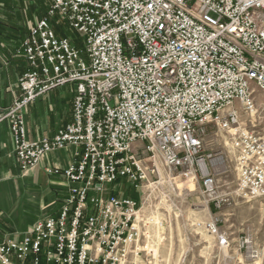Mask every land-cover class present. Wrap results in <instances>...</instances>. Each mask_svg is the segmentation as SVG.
Listing matches in <instances>:
<instances>
[{
  "label": "built area",
  "instance_id": "1",
  "mask_svg": "<svg viewBox=\"0 0 264 264\" xmlns=\"http://www.w3.org/2000/svg\"><path fill=\"white\" fill-rule=\"evenodd\" d=\"M49 2L21 45L28 70L20 96L0 108V124H9L23 177L73 148L67 168H46L70 187L57 214L5 238L0 264H167L169 219L161 206L178 209L182 200L210 215L193 225L197 231L258 261L252 242L232 239L225 227L232 202L207 136L214 129L226 135L237 196L264 198L256 98L264 96V0ZM56 18L81 37L82 48L57 37ZM69 85L72 122L52 138L29 141L25 109Z\"/></svg>",
  "mask_w": 264,
  "mask_h": 264
},
{
  "label": "rangeland",
  "instance_id": "2",
  "mask_svg": "<svg viewBox=\"0 0 264 264\" xmlns=\"http://www.w3.org/2000/svg\"><path fill=\"white\" fill-rule=\"evenodd\" d=\"M49 8V0H1L0 28L3 29H0V33H4L7 38L13 36L14 33L18 34L19 31H14L13 27L20 28L23 34L28 33L37 22L48 15ZM54 21L58 24H66L58 18ZM64 27L66 38L73 43L80 44L78 47L82 48L83 40L81 37L69 25L66 24ZM72 88L69 85L55 89L39 98L37 102L58 97L63 93V90L64 100H69V95L66 92L68 93L69 90L73 91ZM17 89L20 90L19 82L17 83ZM15 94H17V91ZM19 96L20 93L15 96V100ZM256 98L258 106L263 109L262 118L259 119V130L264 131V96L258 92ZM15 100H8V102L6 100L7 104L4 106L0 105V108L10 107ZM34 103L30 106H33ZM27 110L28 107L24 111L25 115H27ZM248 119V115L242 117L248 128H251V124L247 121ZM207 142L209 143L207 154H212L222 161L223 171L219 175L218 181L221 191L228 194L232 202V205L226 207L223 212L227 219L225 227L234 240L248 238L252 242V247L260 252L261 257L258 261H253L249 259L247 249L240 251L236 246L227 250L217 247L212 238L205 233L197 231L193 226L198 221L209 219L210 215L208 212H194L184 200L177 202L178 209H173L166 201H163L161 206L164 217L169 219L164 231L166 239L162 247L163 257L166 259L167 264H264V198L249 200L237 196V172L235 170L234 156L225 134L214 129L207 136ZM32 174L27 177L21 175V178L28 180ZM26 182V185L22 184L20 200L16 199L14 201V209H16L17 205L20 206L18 211L26 208L29 204V199L36 198L38 193L29 187L28 181ZM193 201L196 202V198H193ZM47 215L44 214L40 217L42 219ZM23 216H27V213H23ZM13 218H15V215ZM6 234L16 237L21 233Z\"/></svg>",
  "mask_w": 264,
  "mask_h": 264
},
{
  "label": "crops",
  "instance_id": "3",
  "mask_svg": "<svg viewBox=\"0 0 264 264\" xmlns=\"http://www.w3.org/2000/svg\"><path fill=\"white\" fill-rule=\"evenodd\" d=\"M26 37L22 36L21 31L8 38L0 33V105L4 106L8 100H15V96L20 93L17 83L28 70V63L18 53ZM66 94L69 95V100H64L63 90L58 97L39 102L36 100L33 106L28 107L25 120L29 141L52 138L72 122L74 90H69ZM74 154L73 148L55 152L42 161L28 180L22 179L10 128L6 122L0 124V244L9 236L6 233L25 235L41 219L40 216L58 213L68 196L70 185L63 176L48 175L46 168H67L72 163ZM26 181L38 193L36 198L29 199L26 208L18 211L20 206L17 205L14 209V201L20 200L22 184L26 185ZM23 213H27V216H23ZM21 234L16 237H22Z\"/></svg>",
  "mask_w": 264,
  "mask_h": 264
},
{
  "label": "trees",
  "instance_id": "4",
  "mask_svg": "<svg viewBox=\"0 0 264 264\" xmlns=\"http://www.w3.org/2000/svg\"><path fill=\"white\" fill-rule=\"evenodd\" d=\"M3 1H8V0H3ZM0 2H1V0H0ZM66 24H58L56 21H52L51 22V26H52V28H53V30H54V32L56 33V35H57V37H59V38H66V30H65V26ZM0 29H3V28H0ZM12 29V28H11ZM13 30L14 31H21V29L19 28H17V27H13ZM2 34H4V33H2ZM13 34V33H12ZM22 34V36H27V34L28 33H25V34H23V32L21 33ZM75 44L77 45V46H80V44H77L76 42H75Z\"/></svg>",
  "mask_w": 264,
  "mask_h": 264
},
{
  "label": "bare ground",
  "instance_id": "5",
  "mask_svg": "<svg viewBox=\"0 0 264 264\" xmlns=\"http://www.w3.org/2000/svg\"><path fill=\"white\" fill-rule=\"evenodd\" d=\"M219 161L222 162L221 159H219ZM221 171H223V169Z\"/></svg>",
  "mask_w": 264,
  "mask_h": 264
}]
</instances>
